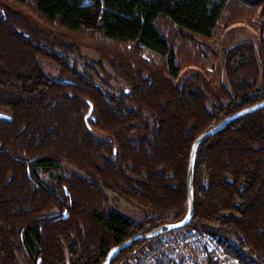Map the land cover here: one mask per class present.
<instances>
[{
    "label": "trees",
    "instance_id": "obj_1",
    "mask_svg": "<svg viewBox=\"0 0 264 264\" xmlns=\"http://www.w3.org/2000/svg\"><path fill=\"white\" fill-rule=\"evenodd\" d=\"M12 1L32 4L52 25L0 1V264H19L18 254L27 264H103L113 247L187 215L195 140L264 100V36L257 54L250 43L230 51L231 89L207 70L208 50L218 53L205 46L226 16L252 17L258 8L264 16V0ZM73 34L101 44L92 49L96 64L79 69L60 53L89 48ZM192 64L201 71L176 83ZM107 67L124 84L119 95L97 82ZM61 162L87 177L56 175L58 193L39 170ZM193 186L186 227L210 233L243 264H264V108L199 146ZM104 187L146 217L115 210ZM152 239L112 264H128Z\"/></svg>",
    "mask_w": 264,
    "mask_h": 264
},
{
    "label": "rangeland",
    "instance_id": "obj_2",
    "mask_svg": "<svg viewBox=\"0 0 264 264\" xmlns=\"http://www.w3.org/2000/svg\"><path fill=\"white\" fill-rule=\"evenodd\" d=\"M0 1L4 5L8 4L17 9H20L21 11L27 13L28 15L32 16L34 19L38 21H41L42 23H45L47 25H52L49 22L47 23V20H45L37 13L35 7L32 4L18 5L14 3L12 0H0ZM230 18L226 16L220 21L215 37L213 38V40L208 41L205 44V46L211 45L214 48V50L218 53L216 57L211 51L208 50L210 63L209 65L206 66L207 70L212 73H217L219 82L223 84L227 89H231L232 87L230 82V77L227 71L228 66L226 65L230 51L231 50L237 51V49L241 47L243 44L250 43L253 45L257 54L260 48L262 37L264 36V16L261 15V8H258L252 17H241V18L238 17L235 18V20H231ZM72 37L74 39L79 40L80 42L84 41L85 45L86 46L88 45L89 48L86 47V49L82 50L81 55L76 52L75 53L66 52L63 50H60V53L68 54L71 62L72 63L76 62L79 69H82V67L86 63L96 64L95 62L96 60H98V54L92 49L100 48L98 46L101 44L97 41V39L92 38L90 36H86L84 34L82 35L73 34ZM141 52L142 55L150 61L157 63L161 59L160 55L151 51L148 48H142ZM234 52L232 51V53ZM240 61H241L240 56L237 55L234 56V58H232L231 60V62L233 63V67L237 66ZM45 70L49 75L53 77L57 76L56 70L51 66L46 65ZM200 71H201L200 65H196V64L188 65L181 71L179 77L175 79V82L180 85H183L188 79L193 78ZM100 73L102 78L97 79L99 85L104 89H106L107 91L119 95L121 89L124 87V84L116 80L114 77L110 76L111 73L108 67L106 68V71H101ZM58 165L59 166L57 170H53L49 172H44L42 170H39L40 178L52 188L56 189V185H55L56 175L68 176L70 174H78L87 177L86 173L83 170H81L80 168H78L77 166L71 163L61 162ZM56 191L58 192L57 189ZM104 191L111 202L110 203L111 206L115 210L120 211L121 213L129 216L131 219L135 221H141L146 217L147 212L143 208L135 205L132 202L127 201L126 199L119 196L116 192H114L111 189L104 187ZM58 211H59L58 209H55L52 214L56 215ZM18 263L27 264L24 255L18 254ZM249 264H260V263L251 261L249 262Z\"/></svg>",
    "mask_w": 264,
    "mask_h": 264
},
{
    "label": "built area",
    "instance_id": "obj_3",
    "mask_svg": "<svg viewBox=\"0 0 264 264\" xmlns=\"http://www.w3.org/2000/svg\"><path fill=\"white\" fill-rule=\"evenodd\" d=\"M216 264H243L207 232L185 227L148 241L128 264H197L192 251Z\"/></svg>",
    "mask_w": 264,
    "mask_h": 264
},
{
    "label": "water",
    "instance_id": "obj_4",
    "mask_svg": "<svg viewBox=\"0 0 264 264\" xmlns=\"http://www.w3.org/2000/svg\"><path fill=\"white\" fill-rule=\"evenodd\" d=\"M264 108V100L254 104L252 106H249L247 108H244L237 113H234L227 118H225L220 124L217 126L211 128L210 130L206 131L202 135H200L195 142L192 145L191 154H190V164H189V170H188V198H189V211L187 215L178 222H170L163 224L149 232H142L134 235L133 237L127 239L122 244L117 245L113 247L105 260L103 264H112L113 260L120 255V253L126 249L131 248L136 242L139 241H146L151 238H156L157 236L167 233V232H173L177 231L179 229L185 228L193 219L194 217V209H195V196H194V174H195V164H196V155L199 146L209 138L215 136L220 131H222L227 125H229L231 122L241 118L242 116H245L247 114L256 112L258 110H261ZM92 114V106L89 111V113L86 116V121L88 117H90ZM7 115L0 113V118H6Z\"/></svg>",
    "mask_w": 264,
    "mask_h": 264
},
{
    "label": "crops",
    "instance_id": "obj_5",
    "mask_svg": "<svg viewBox=\"0 0 264 264\" xmlns=\"http://www.w3.org/2000/svg\"><path fill=\"white\" fill-rule=\"evenodd\" d=\"M192 254L194 255L195 259L197 260V264H216L211 258L203 259L201 256V253L197 250L192 251ZM158 264H163V262L159 261Z\"/></svg>",
    "mask_w": 264,
    "mask_h": 264
}]
</instances>
